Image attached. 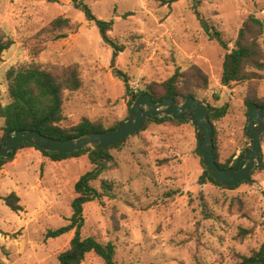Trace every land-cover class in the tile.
I'll return each mask as SVG.
<instances>
[{
	"label": "rangeland",
	"instance_id": "374dc122",
	"mask_svg": "<svg viewBox=\"0 0 264 264\" xmlns=\"http://www.w3.org/2000/svg\"><path fill=\"white\" fill-rule=\"evenodd\" d=\"M163 1L84 0L97 19L113 22L111 39H126L128 46L114 56L101 43L96 27L73 7V0H0V38L13 43L0 61V107L9 103L5 75L10 68L29 63L46 68L77 65L82 87L64 93V125H76L83 117L126 121L128 98L113 70L125 73L136 93L152 82H164L176 68L185 71L196 65L209 79L207 90L196 92V100L226 107L224 117L211 124L219 162L232 166L250 145L245 136L246 85L221 86L225 52L203 36L190 0ZM198 1L199 11L229 48L249 16L264 22V0ZM59 16L79 23L77 33L46 43L32 57V37ZM260 42L264 47V37ZM258 96L264 97V73ZM2 125L0 119V136ZM196 133L189 121L151 124L112 150L116 168L104 179L119 186L116 198L83 207L80 237L113 243L117 264H233V254L257 251L264 244V171H255L251 183L232 190L199 185L202 166L195 154ZM261 155L264 160V134ZM90 168L86 156L51 162L34 148L15 152L0 168L3 264H57L73 231L55 239L46 234L68 224L74 184ZM10 193L19 198V212L3 202ZM81 264L104 263L88 254Z\"/></svg>",
	"mask_w": 264,
	"mask_h": 264
},
{
	"label": "trees",
	"instance_id": "16d2710c",
	"mask_svg": "<svg viewBox=\"0 0 264 264\" xmlns=\"http://www.w3.org/2000/svg\"><path fill=\"white\" fill-rule=\"evenodd\" d=\"M176 1L178 0L163 2L171 4ZM190 2L192 13L203 36L207 40L215 42L225 52L222 60L221 86L246 85L244 107L247 115L255 108H264V97L258 96V84L262 78V73H264V47L260 42L261 38L264 37V22L254 16H249L239 28L232 48H229L228 42L224 40L221 32L199 11L200 2L198 0H190ZM73 7L84 15L87 22L96 27L101 43L109 47L114 56L125 50L128 46L125 42L126 39L123 41L111 39L108 36L113 25L112 21L97 19L84 0H73ZM126 16L127 14L122 15V17ZM79 27V23L72 22L69 18L63 16L54 18L32 37L31 56H38L46 43L58 42L66 39L70 34L77 33ZM129 40L131 41L133 38ZM12 44V41L0 38V61L3 52L8 50ZM113 76L124 85V96L128 98L126 101L128 112L135 98L139 95L146 94L155 103L164 100L168 96H173L175 102L181 104L189 97L196 100V92L205 91L209 86L208 77L196 65H191L185 71L176 68L172 76L164 82H152L136 93H133L129 87L130 80L125 73L113 70ZM5 77L8 85L9 103L0 107V119L3 122L0 146L15 131H36L53 139L69 140L89 134L104 133L115 129L125 121H110L108 117L94 120L83 117L76 125H64V93L75 92L82 87V79L77 65L46 68L36 63H29L17 68H10ZM225 114L226 107H210L208 114L210 123L223 118ZM187 122L162 115L150 117L143 122L140 130L131 136H139L151 124L179 125ZM129 137L102 149H82L70 154L49 153L27 143H21L17 146L15 152L26 148H34L51 162H61L70 158L86 156L91 166L90 170L81 175L74 184V198L70 204L71 216L68 219V224L46 234L47 238L55 239L73 231V237L68 248L59 253L57 257V264H81L88 254H93L101 259L104 264H117L115 262L116 248L113 243H102L94 237L81 238L80 231L84 225L83 207L86 204L101 201L103 198L110 200L116 198L119 186L111 180L104 179V176L116 168L112 150L120 149ZM195 154L200 159L202 166V173L197 181L199 185L212 184L223 189L232 190L240 184L251 183V176L255 171H264V160L260 155L259 167L250 172L244 182L234 187H226L212 179L206 171L198 148L195 150ZM213 155L220 169H228L235 164L230 166L228 162L223 164L219 162V154L214 139ZM12 160L13 156L7 159L0 157V168ZM96 183H98L97 186H95ZM3 202L14 213L21 210L19 198L14 193L5 196ZM233 261V264H264V244L249 256L233 254ZM0 264L3 263L0 261Z\"/></svg>",
	"mask_w": 264,
	"mask_h": 264
},
{
	"label": "water",
	"instance_id": "95a60500",
	"mask_svg": "<svg viewBox=\"0 0 264 264\" xmlns=\"http://www.w3.org/2000/svg\"><path fill=\"white\" fill-rule=\"evenodd\" d=\"M113 63L114 59L112 66ZM209 111V106L192 97L181 104H177L173 96L155 103L148 95L143 94L135 98L129 109L128 119L115 129L69 140L53 139L36 131H15L0 146V157L11 158L21 143L32 144L42 151L58 154H70L82 149H102L138 132L146 119L162 115L174 120L189 121L197 129L198 152L206 171L221 185L237 186L259 167L261 136L264 134V108H255L248 113L245 136L250 141L249 148L228 169H220L214 160L213 128L208 117Z\"/></svg>",
	"mask_w": 264,
	"mask_h": 264
}]
</instances>
